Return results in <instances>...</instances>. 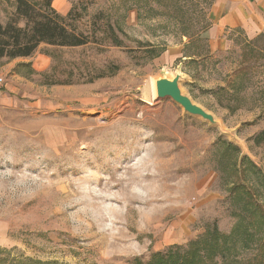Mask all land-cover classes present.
Instances as JSON below:
<instances>
[{
    "label": "rangeland",
    "instance_id": "1",
    "mask_svg": "<svg viewBox=\"0 0 264 264\" xmlns=\"http://www.w3.org/2000/svg\"><path fill=\"white\" fill-rule=\"evenodd\" d=\"M81 1L79 26L103 10L124 46L55 49L62 63L47 79L43 44L0 59V264H153L169 248L264 264V16L254 37L236 29L214 46L215 0L52 6ZM11 11L0 0L1 23ZM108 63L115 74L86 81ZM177 73L214 124L156 98L155 80Z\"/></svg>",
    "mask_w": 264,
    "mask_h": 264
},
{
    "label": "trees",
    "instance_id": "2",
    "mask_svg": "<svg viewBox=\"0 0 264 264\" xmlns=\"http://www.w3.org/2000/svg\"><path fill=\"white\" fill-rule=\"evenodd\" d=\"M4 2L12 11L6 16L4 23L0 22V59L29 57L41 44L52 48V50L47 49L45 52L51 56L54 62L50 74L47 76L43 74L44 79H47L46 77L50 78V75H56V67L62 63V57L56 54L55 49H72L90 44L99 45L106 41L110 45L122 47L124 46V39L128 38L127 34L118 25L114 24L103 10L95 12L87 25L84 24L80 27V20L86 15L87 6L89 5L82 3V1L79 6L70 7L65 14L59 13L52 6V0H4ZM137 43L139 46L145 47L143 50L145 57L153 58L161 53L160 49L147 44V42ZM90 68L92 70L87 69V73L91 72L92 77L86 80L87 82L111 76L119 69L113 63H108L101 68H96L92 64ZM48 83H57V81ZM263 137L264 131L254 138L255 143H261ZM208 237L210 238L206 236L203 241L213 242L212 255H215L214 249L221 239L218 234H215V231H212ZM175 250L169 248L167 253L156 254L153 264L207 263L197 252L198 249L183 253L178 249Z\"/></svg>",
    "mask_w": 264,
    "mask_h": 264
},
{
    "label": "crops",
    "instance_id": "3",
    "mask_svg": "<svg viewBox=\"0 0 264 264\" xmlns=\"http://www.w3.org/2000/svg\"><path fill=\"white\" fill-rule=\"evenodd\" d=\"M263 16L264 0H215L210 14L212 23L205 36L214 46H223L236 29L254 37L263 24Z\"/></svg>",
    "mask_w": 264,
    "mask_h": 264
},
{
    "label": "water",
    "instance_id": "4",
    "mask_svg": "<svg viewBox=\"0 0 264 264\" xmlns=\"http://www.w3.org/2000/svg\"><path fill=\"white\" fill-rule=\"evenodd\" d=\"M181 76L179 73L172 78L160 77L154 82L155 94L157 99L169 98L178 104L185 113L198 116L210 124H214L215 120L212 114L208 113L201 106L194 103L192 99L184 94L179 86Z\"/></svg>",
    "mask_w": 264,
    "mask_h": 264
},
{
    "label": "built area",
    "instance_id": "5",
    "mask_svg": "<svg viewBox=\"0 0 264 264\" xmlns=\"http://www.w3.org/2000/svg\"><path fill=\"white\" fill-rule=\"evenodd\" d=\"M3 83V78L0 76V85Z\"/></svg>",
    "mask_w": 264,
    "mask_h": 264
}]
</instances>
